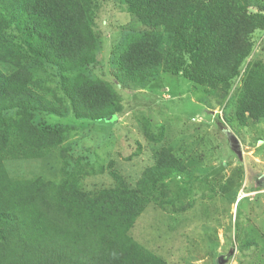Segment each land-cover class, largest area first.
<instances>
[{
	"label": "trees",
	"instance_id": "trees-1",
	"mask_svg": "<svg viewBox=\"0 0 264 264\" xmlns=\"http://www.w3.org/2000/svg\"><path fill=\"white\" fill-rule=\"evenodd\" d=\"M116 1L136 24L161 28L170 39L159 48L146 32L125 43L118 26L109 45L111 55L118 50L116 77L146 85L167 73L227 95L243 70L233 97L236 125L264 122V60L247 61L254 33L264 31V0ZM100 3L0 0V264H170L129 231L148 204L170 206L167 181L190 180L192 169L163 146L135 184L109 159V183L87 188L70 170L68 127L34 121L66 108L75 120L93 123L123 111L112 82L93 74L106 40L97 31ZM48 67L57 73L53 88L41 73ZM143 127L149 141L163 139V125ZM51 152L61 161L57 181L10 175L6 167Z\"/></svg>",
	"mask_w": 264,
	"mask_h": 264
},
{
	"label": "rangeland",
	"instance_id": "rangeland-1",
	"mask_svg": "<svg viewBox=\"0 0 264 264\" xmlns=\"http://www.w3.org/2000/svg\"><path fill=\"white\" fill-rule=\"evenodd\" d=\"M99 8L97 31L106 40L93 74L112 82L122 98L123 111L108 121L93 123L75 120L66 108L61 116L35 115L34 121L44 119L68 127L63 146L71 155L70 170L83 177L87 188L109 183V159L135 184L158 150L170 146L193 176L169 179L171 205L148 204L130 235L170 264H264V122L236 125L233 97L243 70L227 95L167 73H159L146 85L129 84L116 77L118 50L110 54L111 33L122 25L126 43L149 32L159 48L167 46L169 34L138 25L116 0H101ZM253 40L247 61L255 56L264 60V31H256ZM41 73L46 86L53 88L56 71L48 67ZM49 91L53 90L46 89L51 97ZM146 121L152 131L159 125L165 127L161 141L146 138ZM60 162L58 154L51 152L31 161H8L6 167L10 175H43L57 181Z\"/></svg>",
	"mask_w": 264,
	"mask_h": 264
}]
</instances>
